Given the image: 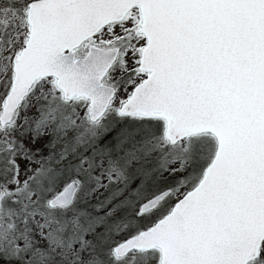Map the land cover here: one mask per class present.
<instances>
[{
  "label": "snow or ice",
  "instance_id": "6c2138e0",
  "mask_svg": "<svg viewBox=\"0 0 264 264\" xmlns=\"http://www.w3.org/2000/svg\"><path fill=\"white\" fill-rule=\"evenodd\" d=\"M0 264H264V0H0Z\"/></svg>",
  "mask_w": 264,
  "mask_h": 264
}]
</instances>
